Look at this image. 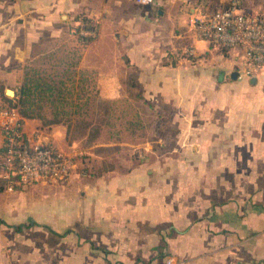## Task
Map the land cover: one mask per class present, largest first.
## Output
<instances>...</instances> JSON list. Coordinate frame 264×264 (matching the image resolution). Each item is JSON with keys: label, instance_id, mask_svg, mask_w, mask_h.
Listing matches in <instances>:
<instances>
[{"label": "crops", "instance_id": "0c3cea01", "mask_svg": "<svg viewBox=\"0 0 264 264\" xmlns=\"http://www.w3.org/2000/svg\"><path fill=\"white\" fill-rule=\"evenodd\" d=\"M233 1L264 15V0H0V86L85 15L98 28L81 66L100 94L131 87L157 120L120 165L75 159L66 180L9 188L0 164V264H264V70L247 76L242 49L195 28ZM24 130L79 151L63 123Z\"/></svg>", "mask_w": 264, "mask_h": 264}, {"label": "rangeland", "instance_id": "374dc122", "mask_svg": "<svg viewBox=\"0 0 264 264\" xmlns=\"http://www.w3.org/2000/svg\"><path fill=\"white\" fill-rule=\"evenodd\" d=\"M86 46L79 41L76 29L43 37L25 60L23 73L4 76L0 105L15 106V100L9 99L15 95L8 94L6 88H13L16 93L26 70L34 78L52 82L56 85L55 94L38 98L41 108H36L35 113L44 117L37 118L44 125L55 116L62 119L57 123L67 126V139L80 141L74 159L97 162L96 157L103 160L99 165L102 162L104 167L120 165L127 157L139 154L144 142L153 139L150 132L156 130L157 120L131 87L124 90L128 95L117 99L100 94L95 71L81 66ZM97 143L102 144L95 146Z\"/></svg>", "mask_w": 264, "mask_h": 264}, {"label": "built area", "instance_id": "2783aa9c", "mask_svg": "<svg viewBox=\"0 0 264 264\" xmlns=\"http://www.w3.org/2000/svg\"><path fill=\"white\" fill-rule=\"evenodd\" d=\"M150 4L154 0H139ZM199 38L227 47L240 48L244 56V74L264 70V15L242 11L237 1L227 8L203 10L195 23ZM95 35L93 30H84ZM0 164L9 188L38 181L66 180L75 167L74 155L54 143L34 138L24 130V117L18 108L0 105ZM172 264L173 259L167 258Z\"/></svg>", "mask_w": 264, "mask_h": 264}, {"label": "trees", "instance_id": "16d2710c", "mask_svg": "<svg viewBox=\"0 0 264 264\" xmlns=\"http://www.w3.org/2000/svg\"><path fill=\"white\" fill-rule=\"evenodd\" d=\"M81 24L76 28L78 39L82 43H89L94 40L97 34H86L83 30L97 31V25L87 16L83 15L80 18ZM56 91V85L46 80L32 77L28 71H25V76L22 84L18 87L14 97H9L10 100H15L14 105L18 108L23 117L34 118L41 117L39 112L35 113L36 108H41L38 98H42L43 95L53 96ZM61 93V91L59 92ZM41 96V97H39ZM61 97V96H60ZM11 106V105H10ZM62 119L55 116L48 119L47 123H57ZM19 224L18 227H21Z\"/></svg>", "mask_w": 264, "mask_h": 264}, {"label": "water", "instance_id": "95a60500", "mask_svg": "<svg viewBox=\"0 0 264 264\" xmlns=\"http://www.w3.org/2000/svg\"><path fill=\"white\" fill-rule=\"evenodd\" d=\"M238 75V72L237 71H235V72H233V76L234 77H236ZM12 92V93H9V92ZM6 92L8 93V94H10V95H15L16 93H15V90L13 89V88H10V87H7L6 88Z\"/></svg>", "mask_w": 264, "mask_h": 264}, {"label": "bare ground", "instance_id": "6f19581e", "mask_svg": "<svg viewBox=\"0 0 264 264\" xmlns=\"http://www.w3.org/2000/svg\"><path fill=\"white\" fill-rule=\"evenodd\" d=\"M9 93H12L11 91Z\"/></svg>", "mask_w": 264, "mask_h": 264}]
</instances>
